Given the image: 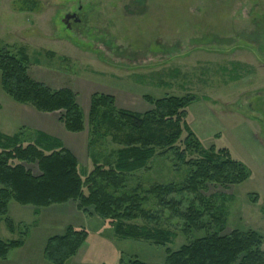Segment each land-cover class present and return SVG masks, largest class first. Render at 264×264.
<instances>
[{
  "label": "rangeland",
  "instance_id": "1",
  "mask_svg": "<svg viewBox=\"0 0 264 264\" xmlns=\"http://www.w3.org/2000/svg\"><path fill=\"white\" fill-rule=\"evenodd\" d=\"M69 13L80 18L72 27L64 21ZM5 45L19 58L27 56L35 80L76 93L85 129L66 130L64 112H40L16 102L0 84V132L40 131L58 138L86 177L95 163L109 159L114 164L120 141L132 133L106 125L94 130L89 118L93 94L111 95L117 109L140 114L154 108L147 97L196 96L186 118L191 129L189 123L197 125L203 147L229 149L250 173L239 184H209L197 195L175 198L183 209L190 203L199 206L201 198L213 202L222 219L216 232L264 235V0H0V47ZM25 167L39 174L36 164ZM191 172L174 152L157 148L145 168L128 174L119 192L137 189L147 196L142 207L160 215V226L174 234L167 246L121 238L113 223L93 208L79 211L74 201L42 208L35 216L32 206L11 200L8 217L16 231L10 232L2 219L0 237L11 241L22 232L28 235L0 264H53L43 257L46 242L70 225L85 229L88 237L66 264H129L133 258L165 264L167 247L178 250L206 231L187 236L183 220L159 207L147 191L154 185L181 187ZM203 220L209 223L211 216Z\"/></svg>",
  "mask_w": 264,
  "mask_h": 264
},
{
  "label": "trees",
  "instance_id": "2",
  "mask_svg": "<svg viewBox=\"0 0 264 264\" xmlns=\"http://www.w3.org/2000/svg\"><path fill=\"white\" fill-rule=\"evenodd\" d=\"M26 61V55L19 58L9 46L0 47L3 91L14 101L29 104L37 111L64 112L61 121L66 130L83 131L84 116L76 93L69 88L53 90L46 83L35 80ZM196 99L193 95L147 97L154 108L140 114L117 109L111 95L93 94L89 111L93 129L106 125L115 130L130 128L132 133L120 141L122 147L116 152L114 164L109 159L95 163L86 177L79 170L76 156L58 138L40 131L34 135L24 130L13 135L0 132V221L5 219L9 231L15 233L16 225L8 217L11 200L32 206L35 216L42 208L74 201L79 211L87 213L93 208L102 220L113 223L115 234L121 238L167 246L174 234L160 226V215L142 207L147 196H141L137 189L119 193L128 174L145 168L156 149L161 148L174 152L178 161L187 164L192 172L181 187L172 183L154 185L147 194H152L159 207L169 210L172 217L183 220V232L187 236L194 230L206 231V235L189 241L178 250L167 247L165 264H264V235L254 230L216 232L214 227L221 226L222 219L213 202L201 198L199 206L190 203L183 209L182 200L175 198L183 193L197 195L209 184H239L250 173L229 149L203 147L186 118L187 107ZM183 133L186 135L182 138ZM25 163L36 164L39 174H33ZM206 215L211 216L209 223L203 220ZM139 218L144 225L128 224ZM22 234L11 241L0 237V259H7L12 250L25 244L28 234ZM87 237L85 229L70 225L64 234L48 238L43 257L53 264H66L78 254ZM129 264L146 263L133 258Z\"/></svg>",
  "mask_w": 264,
  "mask_h": 264
},
{
  "label": "water",
  "instance_id": "3",
  "mask_svg": "<svg viewBox=\"0 0 264 264\" xmlns=\"http://www.w3.org/2000/svg\"><path fill=\"white\" fill-rule=\"evenodd\" d=\"M71 18H76V22H79V21H80V18L77 17V14H76V13H73V14H70V13H69V14H67V15L65 16V20H64L65 23L67 24Z\"/></svg>",
  "mask_w": 264,
  "mask_h": 264
},
{
  "label": "flooded vegetation",
  "instance_id": "4",
  "mask_svg": "<svg viewBox=\"0 0 264 264\" xmlns=\"http://www.w3.org/2000/svg\"><path fill=\"white\" fill-rule=\"evenodd\" d=\"M77 17H79V16L77 15ZM79 22H76V18H71L67 24L69 27H72L73 24L79 23Z\"/></svg>",
  "mask_w": 264,
  "mask_h": 264
},
{
  "label": "crops",
  "instance_id": "5",
  "mask_svg": "<svg viewBox=\"0 0 264 264\" xmlns=\"http://www.w3.org/2000/svg\"><path fill=\"white\" fill-rule=\"evenodd\" d=\"M189 124L191 125L192 129H193L194 132L196 133V130H197V128H198L197 125L194 124V126H193L191 123H189ZM195 126H196V127H195ZM213 134H214V133H213ZM196 135H197V133H196ZM197 136H198V135H197Z\"/></svg>",
  "mask_w": 264,
  "mask_h": 264
}]
</instances>
